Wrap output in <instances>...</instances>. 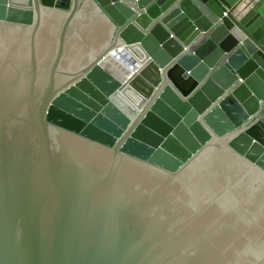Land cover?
<instances>
[{
  "label": "water",
  "instance_id": "obj_1",
  "mask_svg": "<svg viewBox=\"0 0 264 264\" xmlns=\"http://www.w3.org/2000/svg\"><path fill=\"white\" fill-rule=\"evenodd\" d=\"M0 264H264V0H0Z\"/></svg>",
  "mask_w": 264,
  "mask_h": 264
}]
</instances>
